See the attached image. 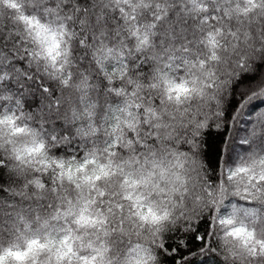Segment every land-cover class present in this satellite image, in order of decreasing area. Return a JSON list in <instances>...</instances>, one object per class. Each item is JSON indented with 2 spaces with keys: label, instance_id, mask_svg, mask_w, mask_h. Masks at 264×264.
<instances>
[{
  "label": "snow or ice",
  "instance_id": "snow-or-ice-1",
  "mask_svg": "<svg viewBox=\"0 0 264 264\" xmlns=\"http://www.w3.org/2000/svg\"><path fill=\"white\" fill-rule=\"evenodd\" d=\"M0 193V264H264V0H0Z\"/></svg>",
  "mask_w": 264,
  "mask_h": 264
},
{
  "label": "trees",
  "instance_id": "trees-1",
  "mask_svg": "<svg viewBox=\"0 0 264 264\" xmlns=\"http://www.w3.org/2000/svg\"><path fill=\"white\" fill-rule=\"evenodd\" d=\"M238 127H243L242 124H238ZM244 133L241 132V135H243ZM222 138L221 134H219L215 128V125L212 126V128L210 130L207 131L204 139L208 142V143H217L219 142V140ZM203 147V146H202ZM207 163H211L213 164V167L215 166L213 163V158H209V160L207 161ZM209 175H212V170L209 169ZM216 177L213 176V180H215ZM6 183V181H5ZM0 195H2V193H0ZM199 230L201 232L205 231L206 228V222L204 223H200L198 225ZM199 246V242L193 241L191 244V247L193 248V250H196ZM204 260V264H220V260L221 258L219 256L213 255V254H209L207 256V258L205 259L204 257H197L196 258V262L195 264H199V261ZM166 264H171V261H166Z\"/></svg>",
  "mask_w": 264,
  "mask_h": 264
}]
</instances>
